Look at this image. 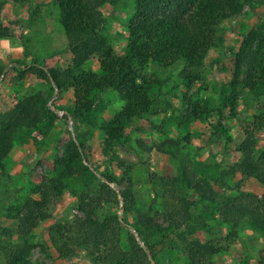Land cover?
Here are the masks:
<instances>
[{"label":"trees","instance_id":"trees-1","mask_svg":"<svg viewBox=\"0 0 264 264\" xmlns=\"http://www.w3.org/2000/svg\"><path fill=\"white\" fill-rule=\"evenodd\" d=\"M6 1L26 5L32 15V0ZM118 1L52 0L58 8L69 62L63 64L56 57L40 65L16 61L5 73L7 66L0 64V79L10 86H21L33 78L48 84L47 90L24 94L0 114V185L8 179L6 160L18 136L32 140L35 165L45 168L43 175L35 170L28 173L30 195L8 209L16 225L0 224V264H27L37 246L49 258L51 251L58 259L83 253L88 264H162L177 252L183 264H221L214 258L228 251L242 226L264 236V149H257V135L264 129V19L247 31L230 30L234 18L260 1L135 0L126 45L117 51L107 38L104 13ZM14 24L0 23V39L22 38ZM234 33H238V45H226ZM211 51L215 58L210 64L223 79L216 107L208 100L193 102L188 95L195 82L203 81ZM90 62L96 63V71L85 68ZM151 64L164 70L182 65L179 77L186 88V107L179 125L204 124L214 114L216 123L211 126L218 139L227 141L217 143L225 151L232 139L224 121L237 117L241 105L254 111L250 123L242 127V139L234 148L238 159L231 165L195 164L190 168L188 157L181 158L190 144L188 133L177 139L165 137L151 147L137 139L142 151L181 159L177 175H151L150 182L156 185L153 199L138 207L133 165L118 152H127L132 134L144 132L141 122L150 124L149 117L157 114L165 82L157 73L148 72ZM109 92H116L124 103L112 117L104 118L106 103L101 95ZM67 94L69 107L60 103ZM59 111L64 112L60 117ZM69 119L74 135L68 130ZM57 126L61 134L52 138ZM82 127L85 131H80ZM95 130L102 135L103 157L110 165L116 164L120 176L107 166L100 170L98 163L87 158ZM251 179L262 186L260 196L240 191ZM67 191L75 196V209L81 215L51 226L48 244L33 243L34 230L50 218L54 204ZM222 226L227 233L221 238L199 237ZM13 237L16 243L7 241ZM241 264H264V254Z\"/></svg>","mask_w":264,"mask_h":264},{"label":"rangeland","instance_id":"rangeland-1","mask_svg":"<svg viewBox=\"0 0 264 264\" xmlns=\"http://www.w3.org/2000/svg\"><path fill=\"white\" fill-rule=\"evenodd\" d=\"M135 0H119L115 6L108 8L104 15L106 18V35L112 46L120 51L126 45V27L128 20L134 9ZM253 9L246 8L238 17L230 23L231 31H247L264 19V0H259ZM36 6H40L35 10ZM32 15L27 11L26 5L13 4L10 1L0 0V23H15L18 33L23 35L20 39H0V64L7 66L4 73L10 68L16 66L11 62H21L23 65H31L33 62L40 65L45 59L56 57L63 64L69 62V52L67 42L64 37L62 27L59 24L58 8L52 3V0H32ZM7 41V47L4 42ZM239 41L238 33L230 34L225 44L237 46ZM19 49V50H18ZM215 58L214 51L205 60L203 81L195 82L188 92L191 101H209L212 106H218L219 93L221 88L220 79L216 76L211 62ZM86 69L97 70L96 63H87ZM182 65H177L171 69L164 70L154 65H150L148 72H155L165 83L163 84L159 99L157 100V114L149 117L151 123L141 122L144 126L142 134H132V140L127 152H118L119 157L133 165L131 178L133 182V191L135 193L137 206H146L153 199V189L156 185L151 184L152 174L157 176L177 175V168L180 166V160L173 161L167 155L142 151L136 143L141 139L144 145L151 147L154 143L162 141L165 137L182 138L187 133L190 135V144L187 145L181 153V158L188 157L186 163L194 167L195 164H223L231 165L238 159V153L234 148L242 139L241 130L251 121V115L254 108L240 106L238 116L228 118L224 123L228 127V136L232 139L231 144H227L228 151L222 146H217L218 142L222 145L227 143L224 137L217 138L216 131L211 125H215L216 116L208 118L204 124H193L192 127H183L179 125V119L185 111L186 102L184 101L186 88L182 85L179 73ZM15 73V72H14ZM7 81V80H6ZM0 79V114L12 108L18 98L24 94L33 91H45L48 84L35 78L30 79L23 85L10 86ZM106 103V109L103 117H112L122 107L124 101L116 92H109L101 95ZM55 100V95L50 103ZM71 97L65 95L60 103L69 107ZM243 104V103H242ZM64 112H57L60 117ZM68 130L73 134L72 121L68 120ZM61 127L57 126L52 130L51 137H57L61 134ZM80 131H85L81 128ZM102 135L99 131H93L89 141V150L87 158L91 163H98L100 170L109 167L120 176L121 171L116 168V164H109L101 153ZM257 149H264V129L257 135ZM35 146L29 137L18 136L14 142V149L6 160V172L8 179L0 185V224L4 227L13 228L16 224L11 219L8 209L20 205L26 197L30 195V179L28 173L34 171L38 175L45 173V168L35 165ZM235 181V180H234ZM230 185L234 183L230 181ZM240 191L251 192L258 196L262 193V186L251 179L247 181ZM237 192V191H236ZM235 192V193H236ZM228 193H234L228 191ZM76 199L71 191L65 194L54 204L50 211V218L41 223L33 233L30 240L39 244H48V230L56 223L66 222L72 216L81 214L75 209ZM119 218H122L123 209L120 198ZM132 215H128L131 219ZM214 232L200 233L202 239H217L227 233V227H217ZM3 239V238H1ZM16 243V238L10 240ZM6 244V243H5ZM51 251V250H50ZM52 258H49L39 246L30 254L27 264H88L84 254H75L67 259H58L54 252H50ZM264 254V236L253 231L249 226L244 225L240 228L238 239L230 246L228 251L215 257L214 260L221 264H241L243 260L253 262L258 260ZM2 255L0 254V260ZM151 264H153L151 262ZM162 264H183V259L179 252L171 254L163 259Z\"/></svg>","mask_w":264,"mask_h":264},{"label":"clouds","instance_id":"clouds-1","mask_svg":"<svg viewBox=\"0 0 264 264\" xmlns=\"http://www.w3.org/2000/svg\"><path fill=\"white\" fill-rule=\"evenodd\" d=\"M5 47H7V41L4 42ZM19 50V49H18Z\"/></svg>","mask_w":264,"mask_h":264},{"label":"water","instance_id":"water-1","mask_svg":"<svg viewBox=\"0 0 264 264\" xmlns=\"http://www.w3.org/2000/svg\"><path fill=\"white\" fill-rule=\"evenodd\" d=\"M62 112V111H61Z\"/></svg>","mask_w":264,"mask_h":264}]
</instances>
